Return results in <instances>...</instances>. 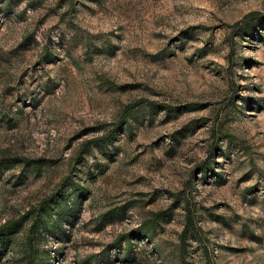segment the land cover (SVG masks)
Segmentation results:
<instances>
[{"label": "rangeland", "instance_id": "374dc122", "mask_svg": "<svg viewBox=\"0 0 264 264\" xmlns=\"http://www.w3.org/2000/svg\"><path fill=\"white\" fill-rule=\"evenodd\" d=\"M12 222L0 264H264V0H0Z\"/></svg>", "mask_w": 264, "mask_h": 264}, {"label": "trees", "instance_id": "16d2710c", "mask_svg": "<svg viewBox=\"0 0 264 264\" xmlns=\"http://www.w3.org/2000/svg\"><path fill=\"white\" fill-rule=\"evenodd\" d=\"M20 227V222H12L3 225L0 228V232H10L12 230H15ZM187 231V229H186ZM41 241V234L40 231L37 229L36 225H33L30 230V236H29V245L33 251L36 250V245ZM29 264H37L36 262H30Z\"/></svg>", "mask_w": 264, "mask_h": 264}]
</instances>
